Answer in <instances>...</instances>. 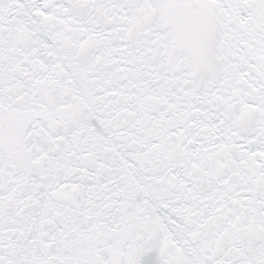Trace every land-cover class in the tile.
<instances>
[{"label":"snow or ice","instance_id":"obj_1","mask_svg":"<svg viewBox=\"0 0 264 264\" xmlns=\"http://www.w3.org/2000/svg\"><path fill=\"white\" fill-rule=\"evenodd\" d=\"M0 264H264V0H0Z\"/></svg>","mask_w":264,"mask_h":264}]
</instances>
